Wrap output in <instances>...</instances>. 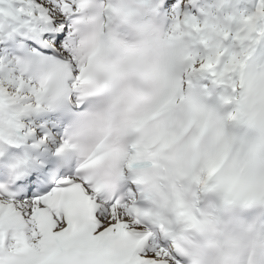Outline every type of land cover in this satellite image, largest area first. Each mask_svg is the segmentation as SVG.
I'll use <instances>...</instances> for the list:
<instances>
[{
  "label": "snow or ice",
  "instance_id": "6c2138e0",
  "mask_svg": "<svg viewBox=\"0 0 264 264\" xmlns=\"http://www.w3.org/2000/svg\"><path fill=\"white\" fill-rule=\"evenodd\" d=\"M155 12L0 0V264H264V0L223 55Z\"/></svg>",
  "mask_w": 264,
  "mask_h": 264
},
{
  "label": "bare ground",
  "instance_id": "6f19581e",
  "mask_svg": "<svg viewBox=\"0 0 264 264\" xmlns=\"http://www.w3.org/2000/svg\"><path fill=\"white\" fill-rule=\"evenodd\" d=\"M242 2H243V0H242ZM250 3L252 5L250 7V10H251V12L253 14V11H255V8L257 7L258 1H256L255 3L254 2L252 3V0H250ZM173 5H176L174 1L171 4V6H173ZM205 6H207V5H205ZM204 11H205V9H204ZM173 12L174 13L177 12L176 9H173ZM219 14H221V13H219ZM219 14L217 13V15H219ZM262 23H264V21H262ZM207 24H208V30H205L206 31L205 33H206V36H207V42L210 43L211 42L210 39H212V38H210V36H212L213 34L219 35V30L222 29V26L220 25L221 24L220 20L217 19V16L215 14H211L210 15V22L207 23ZM200 28L204 29V24H201ZM226 30H228V29L226 28ZM225 32L228 33L227 36H232L233 37V32H229V31H225ZM237 32H239V30H237ZM212 40H213V43H212L211 47H215L216 48L217 45L215 44L214 39H212ZM230 44H232V41H230ZM218 50L221 52V55H223V53L225 51H228V50H224V48H220Z\"/></svg>",
  "mask_w": 264,
  "mask_h": 264
},
{
  "label": "rangeland",
  "instance_id": "374dc122",
  "mask_svg": "<svg viewBox=\"0 0 264 264\" xmlns=\"http://www.w3.org/2000/svg\"><path fill=\"white\" fill-rule=\"evenodd\" d=\"M173 6H175V5H173ZM251 14H252V12L250 10H248L247 7L242 8L241 11H240V15L242 17V20H244L247 16H249Z\"/></svg>",
  "mask_w": 264,
  "mask_h": 264
},
{
  "label": "clouds",
  "instance_id": "9594fccd",
  "mask_svg": "<svg viewBox=\"0 0 264 264\" xmlns=\"http://www.w3.org/2000/svg\"><path fill=\"white\" fill-rule=\"evenodd\" d=\"M158 28H159V27H158ZM160 32H161V36H162V38H166V32L163 31V30H161V29H160ZM174 50H175V46H173V48L169 49V51H174Z\"/></svg>",
  "mask_w": 264,
  "mask_h": 264
}]
</instances>
